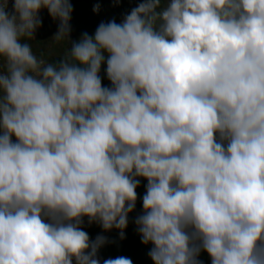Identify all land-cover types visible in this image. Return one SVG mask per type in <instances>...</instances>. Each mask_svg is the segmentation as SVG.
Returning <instances> with one entry per match:
<instances>
[{"label":"clouds","instance_id":"clouds-1","mask_svg":"<svg viewBox=\"0 0 264 264\" xmlns=\"http://www.w3.org/2000/svg\"><path fill=\"white\" fill-rule=\"evenodd\" d=\"M72 12L0 0V264H101L85 218L124 239L140 178L153 264H264V0H142L75 41Z\"/></svg>","mask_w":264,"mask_h":264},{"label":"rangeland","instance_id":"rangeland-1","mask_svg":"<svg viewBox=\"0 0 264 264\" xmlns=\"http://www.w3.org/2000/svg\"><path fill=\"white\" fill-rule=\"evenodd\" d=\"M142 0H80L79 3H74V0H70L73 6V12L71 14V40L75 41L80 37L82 33L94 34L97 26L103 21H109L111 18L115 19L119 23L124 14L130 12V10L136 7ZM95 4L100 5L98 13L93 12V6ZM39 16L42 19V26L35 32V39L28 41L32 45L33 52L40 58L45 59L48 62H54L56 58H61L66 52L67 48L71 47V42L67 44L66 41L57 43L52 39L56 33L59 21L53 20L46 9H42ZM78 17V18H77ZM82 17L81 24L79 18ZM94 17H97V26L93 30L90 29V25ZM77 18V19H76ZM106 65H102L101 76L102 84L104 86H110V81L107 80L104 69Z\"/></svg>","mask_w":264,"mask_h":264},{"label":"trees","instance_id":"trees-1","mask_svg":"<svg viewBox=\"0 0 264 264\" xmlns=\"http://www.w3.org/2000/svg\"><path fill=\"white\" fill-rule=\"evenodd\" d=\"M80 0H74V3H79ZM78 18V17H77ZM76 18V19H77ZM111 18L110 20H112ZM78 24H81L83 18L80 17ZM97 17H94L92 23L90 25V29L93 30L95 26H97ZM107 22V21H105ZM59 58H56L58 60ZM54 61V62H55ZM141 179L140 187L137 188L138 199L136 203L135 210L129 214V223L125 231V238L120 239L117 230L110 238L109 243L105 244L103 249L98 252V256L101 260V264H103V260L109 258H116L119 256H124L130 258L132 260V264H153V261L147 255L148 251L152 247L151 244L144 245L141 243V237L136 231V225L134 224L135 217L139 215L142 211V201L141 197L145 193V185L147 181L143 178ZM94 229H90L87 233H92ZM199 259L203 262V264H210V258L208 257L207 253L202 252Z\"/></svg>","mask_w":264,"mask_h":264},{"label":"built area","instance_id":"built-area-1","mask_svg":"<svg viewBox=\"0 0 264 264\" xmlns=\"http://www.w3.org/2000/svg\"><path fill=\"white\" fill-rule=\"evenodd\" d=\"M12 3H13V0H9V10H11V6H12ZM40 13H41V11H40ZM39 13V14H40ZM14 139V138H13ZM90 229H94L93 231H92V233L90 234V238L91 239H95V237L97 236V235H99V234H102V235H104V236H106L107 238H108V240H110V238H111V236L117 231L116 229H113V230H111V231H107V232H105L98 224H96V223H93V224H91V225H88L87 224V218H85V224H84V226H83V230L84 231H88V230H90ZM105 246V245H104ZM103 246V247H104ZM103 247L102 248H100V250L99 251H101L102 249H103Z\"/></svg>","mask_w":264,"mask_h":264}]
</instances>
